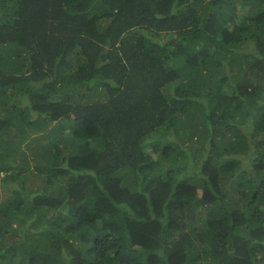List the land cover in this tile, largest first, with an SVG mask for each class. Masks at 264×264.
<instances>
[{"label": "trees", "instance_id": "1", "mask_svg": "<svg viewBox=\"0 0 264 264\" xmlns=\"http://www.w3.org/2000/svg\"><path fill=\"white\" fill-rule=\"evenodd\" d=\"M0 264H264V0H0Z\"/></svg>", "mask_w": 264, "mask_h": 264}]
</instances>
